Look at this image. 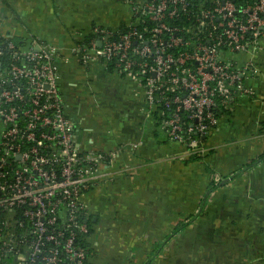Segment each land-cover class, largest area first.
<instances>
[{"label": "built area", "instance_id": "2783aa9c", "mask_svg": "<svg viewBox=\"0 0 264 264\" xmlns=\"http://www.w3.org/2000/svg\"><path fill=\"white\" fill-rule=\"evenodd\" d=\"M124 1L133 14L124 31L95 27L96 37L76 39L72 52L84 66L111 63L112 72L135 82L158 131L186 157L201 156L199 139L217 123V108L253 95L246 81L261 71L244 56L264 40V0ZM183 16L188 24L169 23ZM144 19L151 25L139 30ZM0 37L10 38L1 30ZM6 49L12 60L0 67V264H89L86 197L111 180L103 169L115 154L86 150L77 140L59 92L56 46L37 40L23 51L9 40Z\"/></svg>", "mask_w": 264, "mask_h": 264}, {"label": "crops", "instance_id": "0c3cea01", "mask_svg": "<svg viewBox=\"0 0 264 264\" xmlns=\"http://www.w3.org/2000/svg\"><path fill=\"white\" fill-rule=\"evenodd\" d=\"M133 19L124 0H0V30L23 51L32 42L60 51L57 82L77 140L113 152L111 176L86 197L90 264H264V40L253 95L239 96L199 142L202 155L158 131L143 90L72 52L95 27ZM197 155V154H196Z\"/></svg>", "mask_w": 264, "mask_h": 264}, {"label": "trees", "instance_id": "16d2710c", "mask_svg": "<svg viewBox=\"0 0 264 264\" xmlns=\"http://www.w3.org/2000/svg\"><path fill=\"white\" fill-rule=\"evenodd\" d=\"M196 1L197 0H192V4L195 3ZM233 1L236 4H240V3H244L245 1H249V0H233ZM191 9L193 10V6L191 7ZM148 22L149 21H147V20L144 19V23L142 22V24L140 26H138V29L141 30L143 28V26H145V24H147L148 26H150L151 23H148ZM188 22H190V21H188V16L179 17L177 20H170L169 21V23L171 25L172 24H178V25H181L182 24V25H186V24H188ZM124 30H125V27L122 28V29H119L118 32L120 33V32H122ZM118 32H115V35L118 34ZM115 35H113V36L115 37ZM95 37H96L95 35H91V36H88V37H85V38L83 37L82 39H83V41L87 42L90 39L95 38ZM9 40L13 41L16 44L17 47H20L21 48V46H22L21 43H17L11 37L10 38L9 37L8 38H6V37H0V49L2 50V55L0 56V67H1V69L4 68V67L6 68L9 65V63H10V59L12 60L10 50L6 49V45H7V42ZM106 69H107L108 72H112L113 71L112 64L111 63H108ZM223 110H224L223 108L218 107L217 110H216V115L219 117L220 116V113ZM167 113H168V111H167ZM206 135L200 137V139H199L200 142L203 140V138ZM196 157L198 158L199 156L196 155V154L190 155V158H192V159L193 158H196ZM89 223H90L89 233L91 234L92 233V227H91L92 226V223H91V219L90 218H89Z\"/></svg>", "mask_w": 264, "mask_h": 264}, {"label": "water", "instance_id": "95a60500", "mask_svg": "<svg viewBox=\"0 0 264 264\" xmlns=\"http://www.w3.org/2000/svg\"><path fill=\"white\" fill-rule=\"evenodd\" d=\"M99 45H100V42H99Z\"/></svg>", "mask_w": 264, "mask_h": 264}]
</instances>
